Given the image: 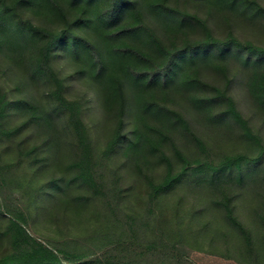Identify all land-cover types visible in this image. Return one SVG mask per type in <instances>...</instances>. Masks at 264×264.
<instances>
[{
  "label": "trees",
  "instance_id": "obj_1",
  "mask_svg": "<svg viewBox=\"0 0 264 264\" xmlns=\"http://www.w3.org/2000/svg\"><path fill=\"white\" fill-rule=\"evenodd\" d=\"M236 83L264 119V0H0V158L12 155L0 167L2 179L21 186L14 173L23 166L40 182L29 215L0 192V264H191L179 252L188 235L182 220L155 213L153 205L192 183L223 193L216 202L238 234L234 244L225 239L227 254L264 264V193L256 181L262 166L242 173L259 157L224 154L213 164L178 147L189 135L206 150L196 123L227 133L236 126L260 142L233 93ZM94 110L99 130L88 120ZM155 155L166 171L158 181L143 175L148 202L139 205L153 214L143 241L137 230L144 216L131 210L134 187L118 184L119 168L109 184L103 173L122 158L120 166L142 169ZM45 166L59 173L45 177ZM239 196L261 200L248 209L261 225L257 232L236 212ZM94 202L104 211L92 210ZM36 217L59 221L93 248L76 250L68 232L58 242L40 239L27 227ZM92 219L93 229L85 223ZM221 226L205 222L198 232L216 238Z\"/></svg>",
  "mask_w": 264,
  "mask_h": 264
},
{
  "label": "rangeland",
  "instance_id": "obj_2",
  "mask_svg": "<svg viewBox=\"0 0 264 264\" xmlns=\"http://www.w3.org/2000/svg\"><path fill=\"white\" fill-rule=\"evenodd\" d=\"M250 33L251 32L249 30H244L242 34L251 35ZM232 90L235 97L238 99L240 107L243 110L244 114L250 119L251 123L254 125V128L260 130V142H257V140L254 138L252 139L247 137L246 135H243L240 128L236 126L227 133L225 131L216 132L215 129H211L208 131L204 129L200 124L196 123L197 126L195 130L202 134L208 141L206 150H200L194 139L189 135L182 136L180 138V140L178 141V147L187 157L191 159L200 157L202 158V160L206 159L213 162V164H216L224 154L245 153L249 155V157H259L257 161L251 162L252 165H248V163L244 164L242 173L245 174V172L251 169L255 163H257L258 166H262L261 173L256 175V181L258 182L259 180H262V182L260 183L262 185L259 184V190L264 193V119L251 106L250 102L247 99L245 89L241 83H236ZM88 120L90 124L95 126L97 130L100 129V127L97 125L99 121H101V114L99 112L94 110V113H92V115L88 117ZM128 124L131 125L132 120H129ZM217 133H219L220 135H218ZM23 134L24 132L21 135ZM212 136H216V138H213ZM40 140L41 138L37 137L35 142L40 143ZM97 140H100L101 142L104 141V139H102V137L99 135L97 137ZM166 152L170 159L173 161L174 168L180 167L181 160L174 148L171 146H167ZM11 158L12 155L0 158V167L2 166V164H9ZM60 161L62 166L65 167L68 159L66 157H62ZM123 161L124 158L118 159L117 161L114 160L106 166L103 173L104 182L109 184L113 178V170L115 168H119V174L117 175V177L118 179H120V181L118 182V184L121 187L125 185L128 186L129 184L134 187L132 191L133 199L130 203L132 204L131 210H138V215L144 216L143 218L138 219L137 233L143 236L140 237L141 239L144 238L143 241H146L149 237V226H146V224L148 221H151L153 214L150 212L147 213L146 209L143 206H140L148 202L147 200L149 186L143 175L144 173H146L149 175V177L154 178L156 181H158L163 177L166 171V162L162 160L159 155H155L151 157L149 162L146 163L142 169H139L136 166L134 168L132 167L128 169V165L120 166V163H123ZM19 169L20 170L16 171V173L14 174L17 175L16 178L21 177L20 180H18L21 186L18 184L10 185L9 182L5 183L2 179L4 172L0 168V185L2 186L0 188V192L1 196L3 194V199L6 198V201H8L11 205L19 204L20 206H22L23 210L28 212L29 215L30 209L33 210V208L31 207L32 205L30 204L31 202H33L36 195V188L34 187V185L39 184L40 182L36 180L34 175H32V172H25L23 166H20ZM52 169L57 170V172L59 173L58 169H56L55 167L45 166L41 175L45 177L53 175L52 173L54 172L52 171ZM65 172L70 173V169L66 168ZM192 184L189 186L180 185L174 190L164 193L161 196L160 200H158L153 205L155 213L159 214V212L163 211L171 217L178 216L182 220V228L184 229H182V231L188 232L187 240L183 241V239H181L180 244H178L179 252L183 253V259L188 260L191 264H249L247 262L242 263L233 256L227 254L229 253V251L226 249L225 239L229 237L230 243L234 244L236 240L233 241V239H235L236 235L238 234L237 232H235L236 230L232 229V225L229 219L224 215V207L216 202V200L221 198V194L223 193L218 191L212 192L209 187L198 183H196V185ZM236 192L237 190L234 191V193ZM239 197L241 199L239 198L238 202L236 203V212L239 214L240 219L246 225L257 232L259 230L258 227H261V225H258L257 222L252 221L248 209H251L252 211L255 205H260L261 200L259 201L257 199L253 203L247 196ZM235 198L237 199V196ZM91 209L100 212L104 211L100 202H94V204L91 206ZM191 209H197L195 210V216L197 217V220H195L194 224H192V230L189 231L187 227L190 224L191 219H193ZM200 214L202 215L200 216ZM30 219L27 227L33 235L39 237L42 240H56L58 242V240L69 238L67 236V232L69 234L73 233L71 229L65 228L64 226L63 228H59L58 225L60 223L57 220H39L37 217L34 220H32V218ZM2 222H4V217L0 215V224ZM115 222L120 224L114 218L113 223L115 224ZM205 222H210L211 225L214 226H216L217 224L222 225L220 228L221 234L216 238H214L211 234H200L198 230H200L201 224ZM85 223L92 229V226L96 224L94 223L93 219L86 220ZM105 223L106 221L101 222L102 225ZM174 224L176 230V220L174 221ZM119 230L121 229L119 228ZM263 233L264 229L261 230V234ZM223 234H226V236L224 237ZM72 236V241L77 242V248H75L76 250H83L90 247L93 248V241H90L83 236H79L78 233H73ZM118 236L119 235H116V238Z\"/></svg>",
  "mask_w": 264,
  "mask_h": 264
}]
</instances>
